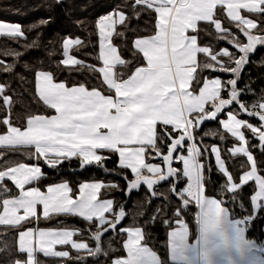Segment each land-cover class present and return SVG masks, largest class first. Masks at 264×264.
<instances>
[{
    "label": "snow or ice",
    "instance_id": "obj_1",
    "mask_svg": "<svg viewBox=\"0 0 264 264\" xmlns=\"http://www.w3.org/2000/svg\"><path fill=\"white\" fill-rule=\"evenodd\" d=\"M138 6L155 14V31L134 40L133 55L141 54L144 63H138L130 74L123 69L132 61L122 57L114 38L125 37L132 16L119 5L95 22L99 51L94 58L99 67L71 54L87 46L84 40L66 37L62 43L59 64L68 70L86 68L99 74L106 92L113 94L90 90L84 83L69 86L58 82L52 71L38 70L36 96L54 114L29 115L22 128L12 120L16 101L8 94L10 85L0 83V103L6 112L0 119L4 126L0 132V149L4 150L0 151V161H4L0 165V226L4 227L0 258L4 264H44L41 256L58 259L60 264H87L88 258L98 260L115 252L111 242L107 249L102 247V237L110 231L118 237L126 234L122 245L126 258L114 259L112 264H165L149 246L146 227L135 220L134 226H121L127 215L124 204L102 198V190H120L130 196L145 187L149 194L146 205L157 199L165 206L156 207L155 214L143 223L156 221L171 209L176 219L168 232L170 242L188 230L190 224L184 216L192 206L196 222L202 215L242 217L233 222L237 232L264 211V161H258L253 151L264 154V89L248 102L242 97L253 93L250 83L239 86L246 66L254 63L252 55L264 47V0H134L132 15L137 19ZM204 36L225 41L235 51L202 43ZM0 38L16 42L23 38L26 49L40 47L39 35L28 42L19 23L0 22ZM0 55L13 58L12 63L0 59V72L13 74L22 53L5 48ZM205 72L209 75H203ZM211 73H226L231 78ZM222 114L226 118H221ZM210 121H218L222 131L201 134L202 126ZM249 134L258 144L251 143ZM229 136L234 143L226 149L204 140L212 137L224 144ZM7 152L22 153L34 163L5 161ZM112 155L118 156V169L106 167ZM210 157L224 178L219 198L207 194L213 172ZM240 157L243 171L237 177L228 160ZM73 159L81 169L96 166L105 173L121 175L126 187L115 182H82L74 194L69 182L61 181L41 189L40 182L47 178L41 161L59 171L60 165ZM124 170H130L131 178ZM250 182H254L251 210L237 216L229 202H237ZM164 185L167 187L162 190ZM238 207L245 209L243 203ZM144 214L141 206L136 215ZM56 217L81 218L86 229L64 221H60L63 227L39 226L41 220ZM33 223L35 227L27 226ZM163 223L171 226V216ZM9 229L15 236L8 235ZM84 231L90 234L89 242L83 238ZM57 245L69 247L57 250Z\"/></svg>",
    "mask_w": 264,
    "mask_h": 264
},
{
    "label": "trees",
    "instance_id": "obj_2",
    "mask_svg": "<svg viewBox=\"0 0 264 264\" xmlns=\"http://www.w3.org/2000/svg\"><path fill=\"white\" fill-rule=\"evenodd\" d=\"M11 1V0H7ZM134 0H18L16 7H7L4 9H12L14 11H19V13L13 12H1L0 11V21L19 23L26 33L28 42H31L34 38L39 35L40 47L39 48H29L24 47L25 40L21 38L19 42L9 41L6 38H1L0 40V52L5 48H13L22 53L19 61L16 63L15 72L13 74L0 72V83H8L10 85L9 95L13 96L16 103L12 109V120L20 127H24L26 117L32 114H54L53 110L46 109V107L39 101L35 92V73L38 70L52 71L58 82H66L69 86L79 85L84 83L86 87L90 90L92 88H97L100 90H105V94H113L106 92V86L102 85V77L97 73L90 72L88 69L80 70H68L63 65L59 64V61L63 58L62 43L66 37L70 38H80L85 41L86 47L80 48L79 50H73L71 53L76 58L83 60L87 64H95L97 67L100 66L99 61L94 57L99 51V38L97 30L95 27L96 20L102 16L112 12L117 5L121 7V10L125 11L126 15L132 16V19L127 25L124 38H114V43L120 47L121 55L124 59L132 61L127 69H123L125 74H130L134 71V68L139 63L143 66L142 55H133L135 49L133 48V42L138 37H144L153 34L155 31V14L150 10H142L141 7H137L136 11L140 13L139 19H137L133 14L132 4ZM25 4V5H24ZM25 6V9L20 8ZM1 8V9H2ZM41 21H47L46 24H41ZM33 25H36L33 28ZM235 30V29H234ZM241 39H244L241 36ZM213 43L217 49L223 47L231 46L225 41H215L213 37L204 36L202 43ZM235 51V49H231ZM55 53L50 55V53ZM264 47L258 48L257 52L252 55V61L254 63H249L239 82L240 87H244L246 82L250 83L253 89L252 94H248L242 97L243 100L252 102L254 101L261 89H264ZM0 59H3L5 63H12L13 58L8 56L0 55ZM27 65V67H25ZM203 75H209L205 72ZM212 76H220L222 79L231 78L230 74L226 73H211ZM20 77L24 79L21 80ZM6 115L2 103H0V119H3ZM221 118H226L221 115ZM245 119H250L246 116L242 117ZM251 122L258 124L257 119H251ZM222 131V127L219 125L218 121L206 122L201 128V134L203 131ZM4 131V126L0 124V132ZM249 139L252 144H258V141L251 137L249 134ZM205 143L207 144H217L223 148L230 147L234 141L230 136L227 142L222 144L218 139L212 137H204ZM0 151H4L0 149ZM254 154L256 155L258 161H264V154H261L258 149H254ZM224 156L227 157L228 154L225 151ZM11 159L14 161H23L29 164L34 163L32 160H27L22 153L7 152L5 154V161ZM243 158H229L228 162L231 170L234 174L239 177L242 174L243 169L241 168L240 161ZM209 162L213 165V172L211 174V180L207 187V194L219 198L220 190L224 178L220 173L215 170L214 167V157H210ZM4 161H0L2 165ZM43 172L46 174L47 178L40 182L42 190H46V186L59 183L61 181L69 182L70 186L74 188V194L78 193L79 184L82 182H93V181H103L106 183H118L121 188L126 187V181L121 175H117L113 172L105 173L103 170L97 168L96 166H87L84 169L79 167V162L73 159L70 163L65 162L60 165V170L50 169L43 161L40 162ZM182 167L181 165H176ZM264 166V165H262ZM106 167L109 169H118V156L112 155L111 159L107 161ZM126 174L131 178L130 170H124ZM9 187L13 188V191H17L13 185L9 182ZM166 185L162 186V190L166 189ZM254 194V183H250L242 189L240 198L237 202H229V206L233 208L234 214L237 216H242L247 214L251 210L250 197ZM149 194L146 188L142 186L139 191H134L130 196H127L124 191L112 190L106 191L102 190V198H111L117 202H121L125 206L126 218L122 221L121 226L129 227L135 224H143L150 234V244L154 250L158 252L165 264H173L169 257L168 232L171 227L174 226L175 217L171 209L165 216H160L156 221L144 224L143 222L148 221L149 218L155 214L154 209L158 206L163 207L164 202L162 200L153 199L150 205L145 204L146 198ZM227 199V197H225ZM175 199V198H173ZM239 203L245 205V209L241 210L238 207ZM143 206L144 216H137L138 210H141ZM195 207L192 206L190 211L184 216L185 222L189 223L190 226L196 224L194 220ZM171 216L173 221L172 225H165L163 220ZM242 217H233V222L236 219H241ZM64 221L65 224L79 227L81 229H86V224L81 218L74 217H56L55 219L49 221H40L39 226L42 228H55L63 227L64 225L60 223ZM29 227H35L36 225L29 224ZM247 237L255 240L257 243L262 244L264 242V211L257 214L247 224ZM0 231H4V227H0ZM9 236H15V232L11 229L8 230ZM83 238L86 242L90 241V234L88 231L83 232ZM126 238V234L123 237L114 236L110 231L102 237V247L107 249V245L111 242L112 247L115 252H110L108 257L101 256L98 260H93L88 258L87 264H111L114 259L124 258L125 251L123 250V239ZM75 239V238H74ZM15 244V241H11ZM69 246L59 247L68 248ZM75 255L74 251L72 253ZM44 264H60L59 260H51L48 258L40 257ZM0 264H4V260L0 258Z\"/></svg>",
    "mask_w": 264,
    "mask_h": 264
},
{
    "label": "clouds",
    "instance_id": "obj_3",
    "mask_svg": "<svg viewBox=\"0 0 264 264\" xmlns=\"http://www.w3.org/2000/svg\"><path fill=\"white\" fill-rule=\"evenodd\" d=\"M168 248L173 264H264V245L238 233L227 213L202 215Z\"/></svg>",
    "mask_w": 264,
    "mask_h": 264
},
{
    "label": "rangeland",
    "instance_id": "obj_4",
    "mask_svg": "<svg viewBox=\"0 0 264 264\" xmlns=\"http://www.w3.org/2000/svg\"><path fill=\"white\" fill-rule=\"evenodd\" d=\"M18 4V0H11V1H7V0H0V11L1 12H6V13H8V12H13V13H19V11H14V10H12V9H9V10H7V9H4V8H6L5 6H7V7H16V5ZM25 5V4H24ZM23 5V7H20V8H22V10H23V8L25 9V6ZM2 7H4V8H2ZM2 8V9H1ZM0 22H4V21H0ZM23 29V28H22ZM0 40H1V38H0Z\"/></svg>",
    "mask_w": 264,
    "mask_h": 264
},
{
    "label": "crops",
    "instance_id": "obj_5",
    "mask_svg": "<svg viewBox=\"0 0 264 264\" xmlns=\"http://www.w3.org/2000/svg\"><path fill=\"white\" fill-rule=\"evenodd\" d=\"M250 183H254V182H250ZM0 227H2V226H0ZM247 227V226H246ZM243 228V230L242 231H239V232H243L246 236H247V228ZM238 232V233H239ZM170 242V238H169V241H168V243ZM258 244H260V243H258ZM260 245H264V242L262 243V244H260ZM57 247V250H59L58 248L59 247H63V246H60V245H57L56 246ZM125 251V250H124ZM43 257V256H42ZM169 257H170V261L172 262V259H171V255H170V252H169ZM44 258H46V257H44ZM124 258H126V251H125V257ZM48 259H51V260H58V259H53V258H48ZM173 263V262H172ZM112 264V263H111Z\"/></svg>",
    "mask_w": 264,
    "mask_h": 264
}]
</instances>
